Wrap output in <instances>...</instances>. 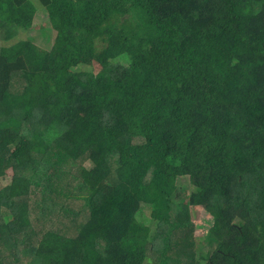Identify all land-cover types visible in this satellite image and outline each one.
<instances>
[{
  "label": "trees",
  "instance_id": "obj_1",
  "mask_svg": "<svg viewBox=\"0 0 264 264\" xmlns=\"http://www.w3.org/2000/svg\"><path fill=\"white\" fill-rule=\"evenodd\" d=\"M37 2L0 0V264H171L192 205L199 264H264V0Z\"/></svg>",
  "mask_w": 264,
  "mask_h": 264
},
{
  "label": "rangeland",
  "instance_id": "obj_2",
  "mask_svg": "<svg viewBox=\"0 0 264 264\" xmlns=\"http://www.w3.org/2000/svg\"><path fill=\"white\" fill-rule=\"evenodd\" d=\"M36 5H38L37 0H34ZM39 12L47 13V17H49V13L46 8L41 5H38ZM47 18H40L39 15L35 20L34 30L31 33H20L18 41H26L28 39H32V41L41 47H46V40L57 38V32L54 34L48 33V35H43L41 28H44L45 22ZM43 23H41V21ZM49 21V18H48ZM1 47H8V44L1 43ZM85 65L79 67V71H93L94 66L90 63V60L85 61ZM53 79L50 77H40L39 82L41 84V88L45 93H49L52 90ZM84 165L88 169H92L94 164L91 161H85ZM7 175L9 176L7 179L10 180L12 176V171H8ZM179 186L183 192L187 193V196L190 194L191 189L189 187L190 178L189 176H184L179 179ZM190 216L191 221L194 224V228L192 231V235L188 240L181 239V234L176 236V243L174 251L171 253V264H199L206 263L207 256L212 252L217 246V240L211 232V227L214 223L213 215L203 206L201 205H192L190 208ZM146 213L144 210L143 214ZM139 215V220L149 224L148 215ZM153 229H155V225L153 224ZM161 258L155 261L153 264H160ZM147 264H152L147 262Z\"/></svg>",
  "mask_w": 264,
  "mask_h": 264
}]
</instances>
